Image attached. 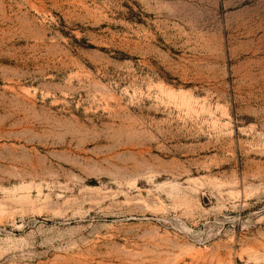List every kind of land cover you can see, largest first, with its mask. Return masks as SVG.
Here are the masks:
<instances>
[{
  "label": "rangeland",
  "instance_id": "374dc122",
  "mask_svg": "<svg viewBox=\"0 0 264 264\" xmlns=\"http://www.w3.org/2000/svg\"><path fill=\"white\" fill-rule=\"evenodd\" d=\"M0 264H264V0H0Z\"/></svg>",
  "mask_w": 264,
  "mask_h": 264
}]
</instances>
